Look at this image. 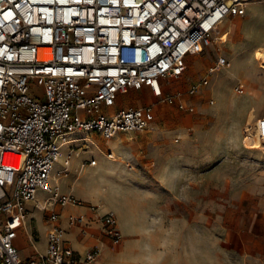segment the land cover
<instances>
[{
	"label": "built area",
	"instance_id": "built-area-1",
	"mask_svg": "<svg viewBox=\"0 0 264 264\" xmlns=\"http://www.w3.org/2000/svg\"><path fill=\"white\" fill-rule=\"evenodd\" d=\"M256 1L264 2L0 0V264H92L101 239L81 252L67 236L73 229L84 236L92 224L112 245L121 243L113 211L100 212L97 204L60 191L54 165L62 148L69 149L68 165L75 136L108 140L148 129L152 104L119 103L131 90L147 88L160 102L192 111L180 92L165 86L183 75L190 56L221 40L225 20L243 16ZM227 65L218 56L207 73ZM207 84L206 76L187 93ZM249 131L264 140V110ZM27 202L44 212L43 249ZM20 236L31 255L16 247Z\"/></svg>",
	"mask_w": 264,
	"mask_h": 264
},
{
	"label": "rangeland",
	"instance_id": "rangeland-1",
	"mask_svg": "<svg viewBox=\"0 0 264 264\" xmlns=\"http://www.w3.org/2000/svg\"><path fill=\"white\" fill-rule=\"evenodd\" d=\"M219 35L221 40L214 38L203 53L190 56L183 75L165 86V91L180 92L192 111L160 102L147 88L131 90L119 103L152 104L151 126L108 140L90 135L94 143H74L68 165L63 157L56 166L60 189L114 210L126 239L132 240L134 228L146 231L151 225L152 233L171 231L178 241L182 221L196 227L197 210L205 211V230L236 235L246 226L238 222L240 209L263 214L264 152L245 135L264 110V65L257 56L264 49V2L250 3L243 16L225 20ZM218 56L229 65L208 75ZM206 76L205 87L187 93L189 84ZM111 152L114 158L109 159ZM91 159L96 165L82 167ZM247 193L249 198L253 194L254 207L239 199ZM253 230L264 232V223H254ZM19 239L20 252L31 255L29 243ZM260 245L254 253H260Z\"/></svg>",
	"mask_w": 264,
	"mask_h": 264
},
{
	"label": "crops",
	"instance_id": "crops-1",
	"mask_svg": "<svg viewBox=\"0 0 264 264\" xmlns=\"http://www.w3.org/2000/svg\"><path fill=\"white\" fill-rule=\"evenodd\" d=\"M83 164L91 166L87 163ZM60 191L84 199V196L75 194L72 190L60 189ZM246 191L249 190L245 189V193ZM250 194V198L247 193L244 198L240 196L239 199L243 200L244 203L249 200L252 201L254 207L256 202H254L253 194ZM85 200L97 204L100 212H114L105 204L97 203V199ZM26 206L30 211V216L35 217L36 225L39 226L40 223V242L38 246L43 249L47 224L41 217L42 211L35 210L33 202H27ZM78 210L85 211L83 208ZM195 213L196 227L193 229L189 222L182 221L178 241H173L171 231L168 233L165 230L164 235H158L156 232L152 233L151 225L146 231L134 228L132 240L126 239L124 234H127V232L122 228L118 218V227L123 235V239L118 245H112L109 238L101 234L98 224H92L89 227V232L84 236L80 235L76 229L70 230L67 236L74 247L81 252H84L98 237L101 239V253L92 264H264V245H262L264 243V232L258 233L253 230L254 223H264V211L263 214L257 215L253 211L246 214L240 209L238 222H243L246 226L242 233L237 232L236 235L233 231L221 233L215 230H205V211L197 210ZM248 224H251V226ZM18 239L19 237L15 242L16 247ZM259 243L262 250L260 253L259 251L254 253ZM29 247L31 249V246ZM20 253L22 256H26L24 253Z\"/></svg>",
	"mask_w": 264,
	"mask_h": 264
},
{
	"label": "bare ground",
	"instance_id": "bare-ground-1",
	"mask_svg": "<svg viewBox=\"0 0 264 264\" xmlns=\"http://www.w3.org/2000/svg\"><path fill=\"white\" fill-rule=\"evenodd\" d=\"M248 4H247V6H248ZM257 56H258L259 60L261 61V64L264 65V49L259 50ZM245 136L248 137V140H249V142L251 144L262 147V150L264 152V140L258 138V136L255 135L254 133H252L251 131H249L248 133H246ZM75 137H76V139L73 140V141H76V142H80V143L81 142H85V143L86 142H93L92 139H91V137H90V135L84 134V135H80L79 137H77V136H75ZM95 146H96V144H95ZM63 157L65 158V147L62 148L61 154L58 157L57 161L55 162L54 171L56 170V166L59 163L60 159H62ZM112 157L114 158V156H112Z\"/></svg>",
	"mask_w": 264,
	"mask_h": 264
}]
</instances>
